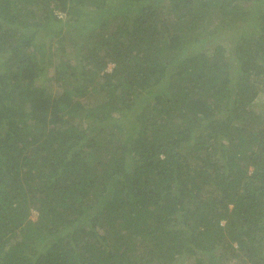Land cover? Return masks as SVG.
<instances>
[{"label": "trees", "instance_id": "obj_1", "mask_svg": "<svg viewBox=\"0 0 264 264\" xmlns=\"http://www.w3.org/2000/svg\"><path fill=\"white\" fill-rule=\"evenodd\" d=\"M250 1L0 0V264H264ZM49 66L69 88L38 84Z\"/></svg>", "mask_w": 264, "mask_h": 264}, {"label": "rangeland", "instance_id": "obj_2", "mask_svg": "<svg viewBox=\"0 0 264 264\" xmlns=\"http://www.w3.org/2000/svg\"><path fill=\"white\" fill-rule=\"evenodd\" d=\"M238 3V2H237ZM248 5L254 9L252 10L253 12L254 11H260V12H264V5H260L259 3H256L253 4V1H250L249 3H247L245 6L248 7ZM216 10V9H215ZM59 16L62 17V18H65L64 17V13L63 12H59ZM216 14V13H215ZM216 17V16H214ZM216 20H218V17L216 18ZM111 21V19H110ZM217 22V21H216ZM216 22L212 25V24H208L209 25V32L207 35H209V44H208V52L211 53L214 51V45L216 43L217 40H220V37H221V33L225 34L226 38L223 39L222 43L223 45L226 47V52L227 54H231V50H232V44H233V37L240 31V29L238 27H234L233 30L231 31V33H226L225 31H220V30H217V28L214 27V25L216 24ZM48 27V26H47ZM75 27H78V25H76ZM245 30H248L249 31H252V27L250 25H248L247 27L245 26ZM52 29V28H51ZM76 29V28H75ZM68 30V27L66 26L65 29L63 30L64 33ZM74 30V29H72ZM100 31V29L98 30ZM259 31V30H257ZM43 34V36L40 34L39 37H46L52 33V30H49L48 28H43V30L41 31ZM59 44H61V42L59 41L56 45H52L53 49L51 50L50 53H52V57H56V52H55V49L57 46H60ZM74 44L75 43H70L68 42L67 45L69 47V50L70 47H74ZM48 51V50H47ZM41 60H45L47 61V59L49 58L48 56V52L46 54V56L44 57V52L42 51L41 53ZM230 56V55H229ZM50 68L47 69V74L44 73L43 76L39 77L37 82L38 84H44L46 83L47 85H49L50 87V90L52 91V93L55 95L58 91L60 90H64L66 88H69L70 86L64 82V80H60L58 81L57 79L53 78L52 75L55 73V69L51 66H49ZM113 67V63H110L108 69H112ZM72 79V77H71ZM252 105L253 108L256 110V111H261V110H264V90H262L258 96V98L252 102ZM219 152H217L216 154V157H220V150H218ZM222 162V161H221ZM38 215V211L33 209L32 211V217L33 218H36ZM235 246H237V244L235 243ZM224 248H219L217 250V253H218V264H243L245 261H253L255 258H258L257 256H253V257H250V256H246V252L245 253V256L243 257H239V256H224V255H219L221 253H225L224 252ZM208 257V255H205ZM262 259L264 260V249L263 251H261L260 253V256H259V260ZM196 263V255H194L193 253L190 254V253H187V255L185 256H182L178 261L177 263H173V264H195Z\"/></svg>", "mask_w": 264, "mask_h": 264}]
</instances>
